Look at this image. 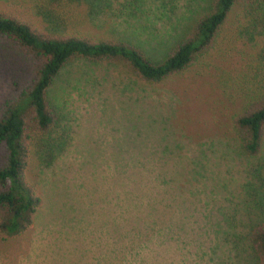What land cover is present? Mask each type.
Returning <instances> with one entry per match:
<instances>
[{
  "label": "trees",
  "instance_id": "16d2710c",
  "mask_svg": "<svg viewBox=\"0 0 264 264\" xmlns=\"http://www.w3.org/2000/svg\"><path fill=\"white\" fill-rule=\"evenodd\" d=\"M74 2L76 9L71 7ZM150 2L157 5V10L144 8V0H36L31 8L43 23L64 27L60 31L68 33L41 31L0 12V64L9 63L18 70L11 93L0 106L1 239L25 233L43 202L39 177L35 181L26 178L29 158L37 159L47 174L56 177L72 134L79 132L64 105L60 108L52 104L47 94L66 65L74 60L112 65L140 84L156 85L194 65L202 73L218 61L227 67L218 83L240 101L230 130L241 152L255 158L254 163H248L247 180L231 191L235 201L222 213L219 224L223 223L228 238L227 256L234 259L249 252L253 264H264V0H186L181 9L186 17L182 14L181 21L176 14L180 0ZM78 10L85 13L90 26L97 27L103 26L105 13L115 17L113 25H120L117 21L121 17L122 22H130L150 15L157 27L167 29L166 42L153 55L141 47L139 42L146 40L142 34H136L134 40L84 36L75 28L67 29ZM137 22L141 31L151 26ZM173 28L177 30L169 33ZM164 133L168 134L164 151L180 156V143L169 118ZM134 155L130 166L114 171L116 198L128 195L134 209L145 211L150 220L148 230L118 238L120 264H126L127 253H141L138 248L132 251L137 237H144L143 247L148 242L154 250L163 241L169 242L171 232H176L179 239L181 230H191L192 219L188 220L184 212L197 209L193 199L182 198L194 185L195 166L184 167L183 171L177 167L173 173L163 169V141L142 148L136 140ZM184 175L185 180H177L176 176ZM147 225L144 221L140 224Z\"/></svg>",
  "mask_w": 264,
  "mask_h": 264
},
{
  "label": "rangeland",
  "instance_id": "374dc122",
  "mask_svg": "<svg viewBox=\"0 0 264 264\" xmlns=\"http://www.w3.org/2000/svg\"><path fill=\"white\" fill-rule=\"evenodd\" d=\"M35 1L0 0V12L38 30L56 33L53 30L57 28L47 27L32 9ZM185 3L180 0L178 4L180 21L182 14L186 17L181 12ZM76 5L74 2L71 7L76 9ZM143 6L157 10L150 0H144ZM84 14L76 11L67 29L75 28L84 36L131 40L142 34L146 40L139 42L141 47L153 55L166 42L167 29L157 27L150 15L130 22H122L121 17L117 21L121 24L116 26L112 13H105L103 26L97 27L94 23L90 26ZM137 21L151 26L141 31ZM173 30L177 29L169 33ZM114 68L74 60L48 88V99L57 107L64 105L79 132L72 134L56 177L47 174L37 159L29 158L26 178L35 181L39 177L43 202L25 233L8 240L0 236V264H120L118 238L148 230L150 220L145 211L134 209L128 195L116 198L114 171L134 162L136 140L142 148L163 141V169L169 173L177 167L183 171L184 167L195 166L194 185L191 192L184 191L182 198L193 199L197 209L184 212L188 220L192 219L191 230H181L179 239L176 232H171L168 245L163 241L154 250L148 242L143 247L144 237H137L133 243L138 247L135 244L132 251L138 248L141 253H127L124 262L138 264L134 260L138 259L140 264H253L249 252L234 259L227 256L228 238L223 223L219 224L222 213L235 201L231 191L241 188L248 178V163L255 162V158L241 152L230 130L240 101L234 92L218 83L227 67L214 61L210 69L200 73V67L194 65L156 85L140 84ZM17 73L9 63L0 64V106L9 97ZM168 118L180 143V156L164 151ZM184 177L176 176L182 181ZM143 221L147 227L140 226Z\"/></svg>",
  "mask_w": 264,
  "mask_h": 264
}]
</instances>
